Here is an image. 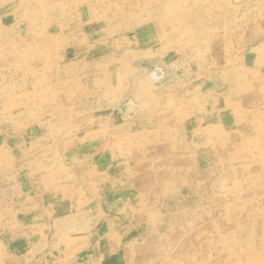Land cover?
Segmentation results:
<instances>
[{
    "label": "rangeland",
    "instance_id": "obj_1",
    "mask_svg": "<svg viewBox=\"0 0 264 264\" xmlns=\"http://www.w3.org/2000/svg\"><path fill=\"white\" fill-rule=\"evenodd\" d=\"M0 264H264V0H0Z\"/></svg>",
    "mask_w": 264,
    "mask_h": 264
}]
</instances>
